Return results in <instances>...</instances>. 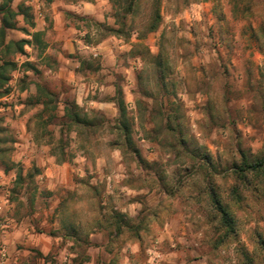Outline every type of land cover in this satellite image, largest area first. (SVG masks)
I'll return each mask as SVG.
<instances>
[{"label":"rangeland","instance_id":"obj_1","mask_svg":"<svg viewBox=\"0 0 264 264\" xmlns=\"http://www.w3.org/2000/svg\"><path fill=\"white\" fill-rule=\"evenodd\" d=\"M9 4L33 26L19 14L4 43L45 28L47 47L0 52L16 64L0 87V264H260L264 197L234 170L264 157V0ZM38 83L55 111L41 114ZM82 83L92 125L69 128L62 105Z\"/></svg>","mask_w":264,"mask_h":264},{"label":"trees","instance_id":"obj_2","mask_svg":"<svg viewBox=\"0 0 264 264\" xmlns=\"http://www.w3.org/2000/svg\"><path fill=\"white\" fill-rule=\"evenodd\" d=\"M1 1V0H0ZM46 3H50L53 0H44ZM10 0H2L0 2V52L1 53H22L23 47L27 44H37L41 51L45 47V43L42 40L43 32H32L29 34L26 29H24L25 34L29 35L31 40L21 39L19 41H8V43H4V38L7 30L14 29L16 27V17L21 14L26 24L29 26H33L32 16L30 14L29 6L18 5V12L14 11L10 6ZM132 3H129L126 6V11L131 10ZM159 16L156 15V19L154 23L150 26V31L155 30L157 27ZM112 32H116L115 30H111ZM0 87H3L8 81L7 70H13L16 67V64L13 62L3 59H0ZM29 65V64H28ZM36 102L37 104H41V114L43 115L45 112L49 110H56V107L53 106L50 108V104L56 101L55 94L46 89L45 87L36 84ZM113 101L115 102L118 114L120 117H125L126 107L123 99V93L121 88H116L115 96ZM54 119L56 116L51 114L48 119ZM66 120V124L69 128H73V126L87 124L92 125L89 120H86L80 113V108L73 101H66L65 106L63 108V117ZM124 132L127 133L128 125L123 119L119 122ZM125 133V134H126ZM236 173V179L242 185L251 186L252 183V191L257 194H261L264 197V157L255 158L252 162L248 161L246 158H243L240 165L234 170ZM252 177V179H250ZM235 195L238 197L239 193L235 190ZM222 213V225L226 230L232 231L233 228V218L228 213V211L221 207ZM257 244L260 248L261 254V262L260 264H264V237L259 234L257 236ZM244 259L246 264H255L254 259L249 256L247 252H243Z\"/></svg>","mask_w":264,"mask_h":264},{"label":"crops","instance_id":"obj_3","mask_svg":"<svg viewBox=\"0 0 264 264\" xmlns=\"http://www.w3.org/2000/svg\"><path fill=\"white\" fill-rule=\"evenodd\" d=\"M66 9H69L70 11H72V13H75V14H77V13H79V11H81V10H79V7H76V6H70V7H66ZM54 14H56V18H57V21H56V23L54 24L55 25V29H56V34H54L55 36H56V39L58 40L59 38H63V39H65L66 41L65 42H68L69 41V39L68 38H71V36H72V33H73V29H71L70 27H68V26H66L65 25V23H68V20H65L64 19V17H62L63 15H62V12H57V10L55 9L54 10V12H53ZM79 15V14H78ZM34 32H43V34H44V32H45V28H42V29H40V30H36V31H34ZM45 35V34H44ZM43 35V36H44ZM42 40H43V38H42ZM43 42H44V40H43ZM36 45V47H37V49H38V51L41 53V52H44L45 51V49H46V47H47V43H45V47H44V49L41 51V49L39 48V46L37 45V44H35ZM59 45H60V42L59 43H57V45L55 46V47H59ZM86 46V45H85ZM86 48H89L88 46H86ZM85 70V69H84ZM90 71V70H89ZM89 71H85V72H87V73H89ZM95 71H97V70H94L93 72H95ZM87 75H89V74H87ZM62 77L64 78V79H66V80H68V81H71L72 79H73V77H75L74 76V74L73 73H70V75L69 76H66L65 74H63L62 73ZM39 84V83H38ZM39 85H41V86H43L42 84H39ZM43 87H45V86H43ZM86 84L85 83H82L81 85H80V87L78 88V95H79V97L77 98V99H75L73 102L81 109V108H84L85 110H87V108L85 107V104L83 103V98H82V95L84 94V92H85V90H86ZM47 89V88H46ZM115 91V90H114ZM29 92L30 93H33V90H32V88L30 87V90H29ZM34 96H36V86H35V91H34ZM114 96H115V93H114ZM114 96L112 97V99L110 100V101H112L114 104H115V102L113 101V99H114ZM67 101V100H66ZM65 101V102H66ZM65 102L63 103V105H62V116L61 117H63V108H64V106H65ZM90 103V105L92 104V107L94 108V107H98L99 105H100V103L99 102H97V101H90L89 102ZM39 106H41V108H42V105L41 104H38ZM116 105V104H115Z\"/></svg>","mask_w":264,"mask_h":264}]
</instances>
